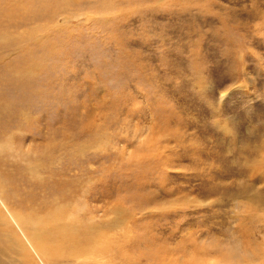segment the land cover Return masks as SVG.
<instances>
[{
	"label": "rangeland",
	"instance_id": "obj_1",
	"mask_svg": "<svg viewBox=\"0 0 264 264\" xmlns=\"http://www.w3.org/2000/svg\"><path fill=\"white\" fill-rule=\"evenodd\" d=\"M18 212L102 237L35 264H264V0H0V264Z\"/></svg>",
	"mask_w": 264,
	"mask_h": 264
},
{
	"label": "bare ground",
	"instance_id": "obj_2",
	"mask_svg": "<svg viewBox=\"0 0 264 264\" xmlns=\"http://www.w3.org/2000/svg\"><path fill=\"white\" fill-rule=\"evenodd\" d=\"M34 215L37 216V214L35 213ZM13 216L16 218L19 225L23 227L24 231H26L27 240L30 247H27L28 245L26 246L24 244V241L21 237L17 240H14L15 242L11 241L10 243L11 245H15L16 247H18V249L25 254V257L31 260V264H35L33 261L35 259L34 256L36 255H39L42 258L45 257L46 259H51L53 255L56 256L55 254L62 252L63 249L68 246H71L73 248L72 250H74L75 252H86L88 254L90 252L101 251L102 248H105L103 245H101L100 242V239L102 237L100 238L98 234L91 235V233H89V228H85L83 230L72 229V231L59 230V220L58 217L54 214L48 217H41V215L40 217H37L32 221L29 217L19 212L13 214ZM31 222H34L33 225L36 224V228H38L37 231L29 228V224H31ZM23 229H21V231ZM79 234L82 236V238ZM13 239L14 238H12L11 240ZM16 243L19 244V246H17ZM31 251L33 252V254L31 253Z\"/></svg>",
	"mask_w": 264,
	"mask_h": 264
}]
</instances>
